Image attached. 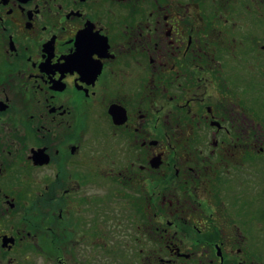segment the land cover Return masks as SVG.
<instances>
[{
	"label": "flooded vegetation",
	"instance_id": "1",
	"mask_svg": "<svg viewBox=\"0 0 264 264\" xmlns=\"http://www.w3.org/2000/svg\"><path fill=\"white\" fill-rule=\"evenodd\" d=\"M262 2L0 0V264H264Z\"/></svg>",
	"mask_w": 264,
	"mask_h": 264
},
{
	"label": "snow or ice",
	"instance_id": "2",
	"mask_svg": "<svg viewBox=\"0 0 264 264\" xmlns=\"http://www.w3.org/2000/svg\"><path fill=\"white\" fill-rule=\"evenodd\" d=\"M106 51V41L99 32L84 30L79 35L76 50L68 57V64L61 66L60 71L72 72L73 78L82 80L94 77L102 67Z\"/></svg>",
	"mask_w": 264,
	"mask_h": 264
},
{
	"label": "rangeland",
	"instance_id": "3",
	"mask_svg": "<svg viewBox=\"0 0 264 264\" xmlns=\"http://www.w3.org/2000/svg\"><path fill=\"white\" fill-rule=\"evenodd\" d=\"M246 2H245L244 5H243V3L239 2L240 4H237V7H238V9L241 8L240 12H242V11L244 12V9H245V13L248 14L249 13L248 12V7L253 9V8H255V5L253 4V2H252V4L250 3V5H249V3H246ZM261 11H262V20L259 22V24L256 25L255 28H256L257 32L259 33V37H260V41H261L260 44H261V46H264V2L261 3ZM240 16L243 17L245 15H240ZM246 16H248V15H246ZM240 21H241V19H240ZM230 26H232V25L228 24V26H226V27L230 28ZM238 28L243 29V26L241 25V27L239 26ZM263 55H264V49L262 50V57H263ZM262 62H264V61H262ZM261 88H263V86ZM263 92H264V88H263ZM262 104H264V103L262 102ZM262 114H264V113H262ZM262 114H261L262 127L264 128V115H262ZM263 147H264V143H263ZM262 159H263L262 162L264 164V151L262 152ZM262 167H264V165H262ZM262 173L264 174V169H263ZM261 182H262V184H264V175H262ZM246 193L248 194V192H246ZM263 198H264V192H263ZM263 207L264 206H262V208H261V217H262V219H264V209H263ZM249 215L251 217L253 216L251 214H249ZM246 219H247V215H242V216L239 217L238 213L236 212V222H237L238 226H241V225L243 226L244 222H248V221H246ZM231 222L233 223L234 220H232ZM228 224L230 225L231 223H228ZM262 226H263V233H262V237H263L264 236V224H262ZM254 246L255 245H251V248L254 249ZM261 246H262V252L264 253V240H262ZM33 263L40 264L38 261H34Z\"/></svg>",
	"mask_w": 264,
	"mask_h": 264
},
{
	"label": "trees",
	"instance_id": "4",
	"mask_svg": "<svg viewBox=\"0 0 264 264\" xmlns=\"http://www.w3.org/2000/svg\"><path fill=\"white\" fill-rule=\"evenodd\" d=\"M264 92L262 91L261 93V105H262V113H264V104H262V102L264 103ZM264 115V114H263Z\"/></svg>",
	"mask_w": 264,
	"mask_h": 264
}]
</instances>
